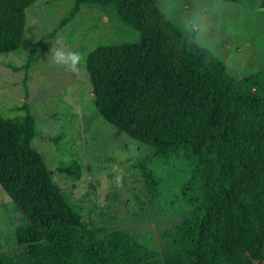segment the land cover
Segmentation results:
<instances>
[{"label": "trees", "instance_id": "trees-1", "mask_svg": "<svg viewBox=\"0 0 264 264\" xmlns=\"http://www.w3.org/2000/svg\"><path fill=\"white\" fill-rule=\"evenodd\" d=\"M35 1L0 0V54L20 47L25 9ZM83 6L100 9L128 32L84 58L97 115L162 164L188 163L178 197L194 210L174 228L177 264H229L238 245L234 221L264 250V69L237 79L220 59L206 63L180 51L158 26L153 0H73L57 27L23 63L9 65L12 70L28 79L37 45ZM260 7L264 12V0ZM13 109L23 112H0V187L30 224L16 230L15 247L0 251V264H164L152 233L87 220L52 173L79 180L80 162L63 158L51 167L31 144L41 129L28 102ZM62 138L57 133L52 140L61 146ZM141 163L152 190L153 171Z\"/></svg>", "mask_w": 264, "mask_h": 264}, {"label": "rangeland", "instance_id": "rangeland-1", "mask_svg": "<svg viewBox=\"0 0 264 264\" xmlns=\"http://www.w3.org/2000/svg\"><path fill=\"white\" fill-rule=\"evenodd\" d=\"M73 0H36L25 9V32L16 51L0 54V112L13 116L24 100L34 114L41 135L31 144L54 167L58 159L75 157L82 166L79 180L56 174L55 181L85 209L87 220L105 229L123 228L151 240L164 264H177L175 226L194 209L178 197L188 163L162 164L148 148L99 117L84 58L97 44L128 37L127 28L98 8L83 6L63 28L37 45L28 79L20 65L39 39L57 27ZM261 0H233L220 60L234 78L264 69V12ZM60 41L66 51L81 54L75 72L47 60L50 47ZM254 91V90H253ZM255 93V91H254ZM25 94H27L25 96ZM63 133L61 146L52 139ZM141 159L153 171L157 185L150 190L139 167ZM30 223L19 206L0 187V251L16 246L15 232ZM238 239L229 264H264V250L233 222Z\"/></svg>", "mask_w": 264, "mask_h": 264}, {"label": "clouds", "instance_id": "clouds-1", "mask_svg": "<svg viewBox=\"0 0 264 264\" xmlns=\"http://www.w3.org/2000/svg\"><path fill=\"white\" fill-rule=\"evenodd\" d=\"M233 0H153L158 26L169 32L174 45L206 63L218 60L224 46ZM81 54L66 51L57 41L47 53L50 64L75 72Z\"/></svg>", "mask_w": 264, "mask_h": 264}]
</instances>
